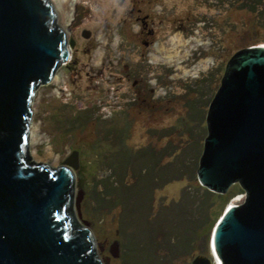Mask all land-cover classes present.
Wrapping results in <instances>:
<instances>
[{"label":"rangeland","instance_id":"1","mask_svg":"<svg viewBox=\"0 0 264 264\" xmlns=\"http://www.w3.org/2000/svg\"><path fill=\"white\" fill-rule=\"evenodd\" d=\"M247 1L53 0L74 41L61 80L34 98L35 162H74L82 224L103 264L218 263L216 226L246 193L212 192L198 169L228 62L264 44V5L252 15ZM179 50L184 68L166 58Z\"/></svg>","mask_w":264,"mask_h":264},{"label":"water","instance_id":"2","mask_svg":"<svg viewBox=\"0 0 264 264\" xmlns=\"http://www.w3.org/2000/svg\"><path fill=\"white\" fill-rule=\"evenodd\" d=\"M53 0H0V264H103L82 224L76 169L35 162L34 98L71 58ZM198 180L243 204L216 226L219 264H264V45L238 51L209 106ZM192 264H215L199 255Z\"/></svg>","mask_w":264,"mask_h":264},{"label":"bare ground","instance_id":"3","mask_svg":"<svg viewBox=\"0 0 264 264\" xmlns=\"http://www.w3.org/2000/svg\"><path fill=\"white\" fill-rule=\"evenodd\" d=\"M64 1L65 0H58V7L60 6V8L63 6V3H64ZM75 1V0H74ZM74 5V4H73ZM62 9V8H61ZM70 18V21H71V19H73L74 18V16L72 15V13H71V15L69 16ZM177 37V36H176ZM174 44H173V47H174V49L175 48H177L178 47V45H180V43H182V39L181 38H177V39H174ZM185 42V41H184ZM186 43V42H185ZM202 43V41L201 40H195V45L194 46H197V45H199V44H201ZM181 45H184V44H181ZM264 45V44H263ZM163 50V49H162ZM179 53H180V50L179 51H177L176 52V54H170L169 56H166V58L167 59H169V61L170 62H173L174 61V58L175 57H177L178 58V61H179V67L180 68H184V67H181L180 66V63H181V60H180V58H179ZM208 62V61H207ZM199 68H200V65L198 64L194 69H196V70H199ZM185 71H186V73H189L190 72V70H187V69H184ZM192 71V70H191ZM59 80H61V74H58L56 77H55V82L56 81H59ZM40 136V132H39V127H38V125H35V143H37V141H38V139L40 138L39 137ZM40 141V140H39ZM244 202V201H243ZM243 202L241 203V204H243ZM240 204V201L239 200H236L235 202H234V205H232V206H238V205H241ZM214 257H215V259L218 261V263L217 264H219V262H220V260L214 255Z\"/></svg>","mask_w":264,"mask_h":264},{"label":"trees","instance_id":"4","mask_svg":"<svg viewBox=\"0 0 264 264\" xmlns=\"http://www.w3.org/2000/svg\"><path fill=\"white\" fill-rule=\"evenodd\" d=\"M247 3H248V5L243 9H245L246 11H248V13L253 15V14L258 13V10H257L258 6L264 5V0H248ZM238 7H239L238 9H240V5H238ZM87 119L88 118H85V120H87ZM69 121H70L69 124L71 125V129H73V128H75L74 123H76V122L78 123L79 121H81V118L77 117L76 119H71ZM93 146H94V144H93Z\"/></svg>","mask_w":264,"mask_h":264},{"label":"flooded vegetation","instance_id":"5","mask_svg":"<svg viewBox=\"0 0 264 264\" xmlns=\"http://www.w3.org/2000/svg\"><path fill=\"white\" fill-rule=\"evenodd\" d=\"M131 12H133V8L131 9ZM134 23H131V25H133ZM140 33V32H139ZM80 118H81V123H82V125L83 124H86L85 122H87V120H85V118H88V116H86V115H80L79 116ZM101 118V117H100Z\"/></svg>","mask_w":264,"mask_h":264},{"label":"built area","instance_id":"6","mask_svg":"<svg viewBox=\"0 0 264 264\" xmlns=\"http://www.w3.org/2000/svg\"><path fill=\"white\" fill-rule=\"evenodd\" d=\"M111 111V110H110Z\"/></svg>","mask_w":264,"mask_h":264}]
</instances>
